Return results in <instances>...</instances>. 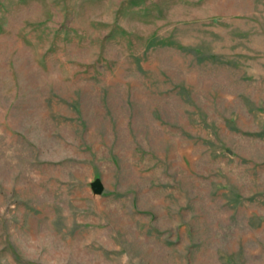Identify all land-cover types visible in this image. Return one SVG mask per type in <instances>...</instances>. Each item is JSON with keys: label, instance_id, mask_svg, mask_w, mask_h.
<instances>
[{"label": "rangeland", "instance_id": "rangeland-1", "mask_svg": "<svg viewBox=\"0 0 264 264\" xmlns=\"http://www.w3.org/2000/svg\"><path fill=\"white\" fill-rule=\"evenodd\" d=\"M0 264H264V0H0Z\"/></svg>", "mask_w": 264, "mask_h": 264}, {"label": "water", "instance_id": "water-1", "mask_svg": "<svg viewBox=\"0 0 264 264\" xmlns=\"http://www.w3.org/2000/svg\"><path fill=\"white\" fill-rule=\"evenodd\" d=\"M91 188L95 194H100L102 191V185L99 180H95L91 183Z\"/></svg>", "mask_w": 264, "mask_h": 264}]
</instances>
